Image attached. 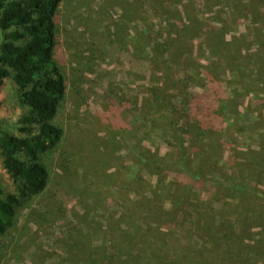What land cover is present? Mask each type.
Masks as SVG:
<instances>
[{"label":"rangeland","instance_id":"1","mask_svg":"<svg viewBox=\"0 0 264 264\" xmlns=\"http://www.w3.org/2000/svg\"><path fill=\"white\" fill-rule=\"evenodd\" d=\"M58 29L63 141L0 264H264V0H63Z\"/></svg>","mask_w":264,"mask_h":264},{"label":"trees","instance_id":"2","mask_svg":"<svg viewBox=\"0 0 264 264\" xmlns=\"http://www.w3.org/2000/svg\"><path fill=\"white\" fill-rule=\"evenodd\" d=\"M62 1L0 0V89L11 81L14 99L26 111L8 125L0 118L3 168L16 185V194H5L0 184V241L17 219L23 202L40 196L48 188L51 171L43 158L56 151L63 141V130L55 120L64 102L66 84L54 58ZM181 153L177 150L168 154L155 164L157 170L174 172L171 168L179 167L191 173ZM141 162L148 167L154 164L147 157L141 158ZM244 184L239 189L245 191ZM84 252L88 253L85 249ZM90 254L83 264L102 263ZM102 255L105 258V253Z\"/></svg>","mask_w":264,"mask_h":264}]
</instances>
